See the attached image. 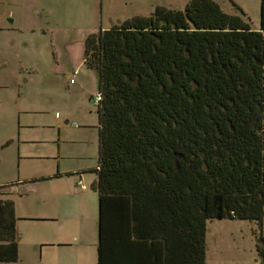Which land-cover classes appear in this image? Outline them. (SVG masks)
<instances>
[{"label": "trees", "instance_id": "16d2710c", "mask_svg": "<svg viewBox=\"0 0 264 264\" xmlns=\"http://www.w3.org/2000/svg\"><path fill=\"white\" fill-rule=\"evenodd\" d=\"M84 64L100 96L97 264L144 261L126 247L124 262L107 254L113 217L135 240H151L165 264H206L211 219L262 226L264 0L259 30L215 0L158 6L89 34ZM17 220L14 200L0 193V264L18 262Z\"/></svg>", "mask_w": 264, "mask_h": 264}, {"label": "rangeland", "instance_id": "374dc122", "mask_svg": "<svg viewBox=\"0 0 264 264\" xmlns=\"http://www.w3.org/2000/svg\"><path fill=\"white\" fill-rule=\"evenodd\" d=\"M188 1L0 0V11L13 10L16 19L14 24L8 22L4 25L7 28L0 30V185L13 183L16 190L9 192V185L1 187L0 193L17 202L20 227L29 226L30 219L35 220L23 219L20 214L41 212L40 198L44 195L31 192L26 182L35 174L49 172L52 165L57 167L60 162L62 170L86 167L83 172L86 205L93 219L86 232L89 239L99 237V198L92 186L98 160V117L96 102L91 96L97 95V77L95 71L84 64L85 40L89 34L120 24L127 18L148 16L158 6L183 9ZM215 1L225 12L241 15L253 30L260 29L261 0ZM6 21L7 18L1 24ZM75 69L80 73L77 84L71 85L70 76ZM82 86L84 92L72 89ZM20 110L24 122L36 120L40 127L24 125L18 139L11 135L17 131ZM29 110L36 112L27 113ZM58 121L75 127L72 132L69 128L62 131L61 153L57 144ZM42 124L48 128L41 127ZM31 152L36 155H26ZM50 178L67 190L71 186L65 178L59 180L61 177L56 173ZM31 202H35V210L30 208ZM18 232L24 256L19 255L17 264H43L40 252H34L33 259L29 256L27 260L28 236ZM261 236L264 238V218L261 227L254 220L211 219L205 234V263L264 264ZM55 247L51 249L61 248ZM60 258L62 262L64 258Z\"/></svg>", "mask_w": 264, "mask_h": 264}, {"label": "crops", "instance_id": "0c3cea01", "mask_svg": "<svg viewBox=\"0 0 264 264\" xmlns=\"http://www.w3.org/2000/svg\"><path fill=\"white\" fill-rule=\"evenodd\" d=\"M19 1V0H16ZM3 8L0 11V30L7 28L4 25L6 23H15L14 11ZM12 16V18H11ZM7 21L1 24L5 19ZM34 29V28H33ZM105 29V28H104ZM79 75V74H78ZM77 75V77H78ZM72 76H70L71 79ZM77 77L75 78V82L71 83V85L77 84ZM72 89L77 92L79 89H82L84 92V87H76ZM91 94L93 92H90ZM90 94V95H91ZM92 97V96H91ZM85 98L82 96V99ZM20 110L17 113V122L18 128L15 134H12L11 137L15 135L16 138L21 139V131L20 128L24 125L29 127H40V124H37L36 120L24 122L21 117ZM32 111L36 112L35 110H29L27 113H32ZM58 114V113H57ZM56 114V115H57ZM34 123V124H30ZM74 124V123H73ZM43 125V124H42ZM74 126H77L74 124ZM43 128H48L47 126H41ZM65 128H69L71 132L74 130L75 127H69V125L64 124L63 122L58 121V133L59 136L57 138L58 147L60 148L59 152L61 153V145L63 144V140H61L62 131ZM30 139V138H26ZM39 139V138H37ZM72 141V140H71ZM45 142V141H43ZM39 143H42L40 141ZM98 144V143H97ZM21 149V148H20ZM28 156H35L36 154L31 152L26 154ZM42 157H47L45 154H41ZM98 165V160H97ZM97 165L94 167L96 168ZM61 163L57 162V167L52 165V169L49 172H42V174H35L34 176L30 177L28 182H26L31 192H38L44 194L40 198V202L42 203L41 212H23L20 215L25 218L31 217L35 218L30 219L31 223L29 226H21L18 225L17 220V229L24 233L25 236H28L27 245L29 248V253L27 256V260L29 256L33 259L34 252L41 254V259L43 264H97L98 263V246H99V237L93 240L91 237L90 239L87 237L86 228L93 223L92 216L89 214L88 207L86 205L87 201V186L83 182L84 171H86V167L78 166L71 168L70 170H62ZM76 172V174H73ZM59 175L61 177L59 180H63L65 178L67 183H71V186L68 188L61 187L59 183L54 181L50 178L53 174ZM66 175V176H65ZM72 176V179L68 177ZM96 180V177H95ZM93 180V182L95 181ZM42 181H50L53 183L42 182ZM11 185V191L16 190V186L13 183L6 184ZM79 185L80 189L77 188ZM4 186V185H0ZM69 191V192H68ZM73 194V195H71ZM40 196V194H39ZM68 197L70 198L68 200ZM15 202V200H14ZM30 208L36 209L35 202H31ZM15 209H16V216L18 218V210H17V202H15ZM36 215V216H35ZM21 218V217H20ZM37 218V219H36ZM98 225V221L96 222ZM125 228H124V227ZM98 229V228H97ZM19 233V232H18ZM105 243L109 245V250L107 249V254L112 257L116 262L123 261L127 258L122 257V247H126L130 250L128 256L132 259H138V257L143 258L141 264H148L147 262H152L149 264H165L164 262V253L162 252H155L150 251L152 246V241L147 240L146 242H140L135 240L134 235L129 231L128 222L113 217L110 221V228L105 232ZM124 242L122 244L121 242ZM138 241V242H135ZM58 245L60 249H51ZM94 246V249L92 248ZM141 248L143 251L144 249L147 251L145 253H134L130 254L133 249ZM19 255H23L22 250V243H19ZM24 256V255H23ZM64 258L61 262V258ZM136 261V260H134ZM140 261V260H139ZM126 263V262H125ZM128 263L132 264V260H129ZM121 264V262H120ZM127 264V263H126Z\"/></svg>", "mask_w": 264, "mask_h": 264}, {"label": "built area", "instance_id": "2783aa9c", "mask_svg": "<svg viewBox=\"0 0 264 264\" xmlns=\"http://www.w3.org/2000/svg\"><path fill=\"white\" fill-rule=\"evenodd\" d=\"M79 74V69H75L73 70V72L71 73V79H70V82L71 83H74L75 82V78L77 77V75ZM100 96L99 94L96 95V97H94V101L97 103L98 100H99Z\"/></svg>", "mask_w": 264, "mask_h": 264}]
</instances>
